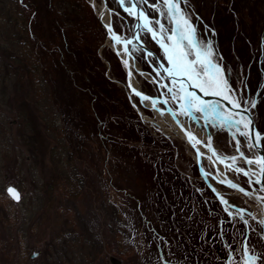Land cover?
I'll return each instance as SVG.
<instances>
[{"label":"rangeland","instance_id":"374dc122","mask_svg":"<svg viewBox=\"0 0 264 264\" xmlns=\"http://www.w3.org/2000/svg\"><path fill=\"white\" fill-rule=\"evenodd\" d=\"M89 1L76 0L65 8L75 6L71 15L78 18L76 24L88 21L98 31L101 38L96 54L105 66L100 73L123 88L149 132L143 139L126 138L125 120L119 123L113 115L100 123L99 131L76 99V90L72 92L69 83L60 89L65 78L62 73L68 69L60 66L64 69L58 70L50 62L46 67L37 38L30 61L38 66L34 72L19 75L21 67L15 65L21 63L19 56L31 49L29 27L37 32L39 17L34 15V21L26 25L27 33H19L16 11L9 0L5 5L0 0V264H226V240L235 242L236 249L229 263L241 264V221H220L227 214L219 210L199 178L186 142L152 124L148 119L153 111L141 106L135 96L138 109L134 107L123 86L119 54L104 44L106 33ZM93 1L95 6L100 2ZM155 3L157 0H148L141 5L150 20L172 28L171 19L151 7ZM220 5L222 1L217 0H180L198 39L211 42L214 62L221 63L232 92L245 103L255 102L254 123L264 129V38L260 47L258 40L240 37L239 19ZM226 6L229 9V4ZM109 8L111 18L119 15L120 11ZM10 13L13 17L7 24ZM132 18L128 19L129 34L135 22ZM62 31L60 38L54 35L61 57L66 50ZM138 32L164 62L147 31L140 26ZM132 49L135 61L146 71L145 76L136 74L145 90L156 93L157 83H169L165 74L157 76L153 70L154 56L140 45H132ZM109 50L116 54L118 65L106 55ZM162 89L171 98L167 89ZM89 104L91 111L94 106L91 101ZM213 129L215 147L233 153L232 135ZM242 140L251 151L249 142ZM261 140L264 144V134ZM8 184L19 189L18 201L8 194ZM230 197L247 202L254 212L251 199L238 194ZM252 215L247 244L259 252L258 224Z\"/></svg>","mask_w":264,"mask_h":264},{"label":"trees","instance_id":"16d2710c","mask_svg":"<svg viewBox=\"0 0 264 264\" xmlns=\"http://www.w3.org/2000/svg\"><path fill=\"white\" fill-rule=\"evenodd\" d=\"M7 1L8 0H3V5H5ZM74 1L76 0H9V6L16 11L15 21L19 24L17 32L27 33L28 31L26 25L28 24L29 26L30 22L34 21V15L35 18H37V16L39 17L38 20H36L37 23L39 22L40 26L38 27L37 32H35L31 26L29 27L30 37H32L30 41L31 49L27 53L19 56L21 63L18 62L17 65H15L17 67H21L20 70H18V73L21 75L24 71L34 72L36 70L38 65L31 62L30 59L35 55L33 47V44L35 45L36 43L35 38H37V40L39 39L41 47L40 58L44 60V65L49 67L48 65L50 62V65L53 68L55 66L58 70L64 69L60 66L68 69L67 73H65L66 75L62 73L63 78H65L61 83L62 85L60 89H66L67 87L64 85L69 83L71 91L74 92L76 90V99L85 112L88 110L87 114L91 116L90 118L93 124L95 123L98 125L99 131L102 130V124L100 123H103L107 116L113 115L112 117L115 119L119 118V123L125 120L123 121L126 129L123 134L124 137L131 139H143L144 134H148L149 130L141 119L138 118L135 109L131 107L123 88L120 86L117 87L112 79L101 74L105 66L96 54V44L101 37H97L98 31L96 29L93 30L91 23L88 21H85L83 25L76 24L78 18L71 15L75 6L71 8L69 6L72 5V2ZM106 1L109 6L120 11L119 15L115 18L112 17L111 19L113 26L118 30H122L124 27V32H130L128 30L130 23L128 22V19L133 20L132 16L121 10L118 0ZM217 1H222V5L220 6L223 10L225 9L229 11L230 14L235 13V16L239 19L241 23L240 30H242L240 37L247 36L249 41L250 39L252 40V38L256 39L258 40L260 47H262L260 42L264 38V0ZM67 4L69 5L65 8V5ZM227 4H229V9H227ZM64 13L67 14L66 20L69 25L65 24ZM12 17L11 13L9 16H6L7 19L5 23L8 24ZM61 30H63L62 34L66 39V50L62 53V57L58 56L60 55V52L57 47L58 43H56L54 36L57 35L60 38ZM90 32H95L91 38L88 36V33ZM83 36H85V38ZM7 37L10 38V36ZM106 55L109 58L111 56L116 64H119L115 58L117 57L116 54L112 53L111 50H109ZM32 63L33 70L30 69V64ZM15 69L16 68H14V70ZM233 75L235 76V71H233ZM259 77H261V75ZM17 81H21L19 76L17 77ZM230 81L234 84L233 80ZM18 85L19 84L17 83V86ZM259 92L260 91L258 90L257 95ZM89 101H91L94 106L91 111L88 109L90 106V104L88 105ZM257 128L259 131H264V129L258 125ZM92 129L94 128L92 127ZM216 201L219 205V210L221 209V211H223L220 202L218 200ZM219 210L217 211L219 212ZM240 224L242 227V233L240 236L238 235L239 240L242 239L244 235L243 223L240 222ZM231 238H234V236L231 235ZM229 242L231 244L228 243L227 240L226 242L224 241L226 245L225 247H228L231 249L233 254H236V249L233 246L235 242L233 243L230 240ZM226 253L227 257L229 255L227 250Z\"/></svg>","mask_w":264,"mask_h":264},{"label":"snow or ice","instance_id":"6c2138e0","mask_svg":"<svg viewBox=\"0 0 264 264\" xmlns=\"http://www.w3.org/2000/svg\"><path fill=\"white\" fill-rule=\"evenodd\" d=\"M139 2L147 4L148 0H139ZM120 4L129 15L138 17L143 21L141 26L152 35V38L159 43L164 51L168 66L165 67L161 64L159 67L163 69V73L168 77L169 83L161 82L160 86L166 88L171 99L179 104L178 113L173 112L171 114L173 116L177 114L185 115L191 118L193 113H200L201 115L207 113L209 117L216 119V116L213 114L218 113L220 126H235L240 135L249 137V147H252L253 139L256 146H259L262 134L254 132L252 129V121L247 119L242 111L233 112L234 109L242 108L241 100L232 92L227 79H225L224 69L214 62V52L211 42H204L198 39L195 27L180 8V0H157V3L151 5V7L160 11L162 15H166L171 19L174 27L170 29H165L159 20H150L145 12L139 9L138 3L134 2V0H120ZM126 4L128 5L127 7L125 6ZM161 5L163 6L162 8ZM153 23L156 25L155 28L152 26ZM106 27L112 39L118 44L123 43L125 45L124 51L127 52V45L132 44L133 41L122 40L121 37L112 31L110 23ZM148 55L151 56L152 54L148 53ZM160 75L161 72L157 70V76ZM196 89L203 96L214 95L222 97L231 107L228 109H219L218 105H213L211 102L203 99L202 95H198L195 91ZM136 95L141 96L142 100L151 99L138 92ZM162 102L165 104L168 103L167 100H163ZM152 103L155 108L157 101L153 100ZM251 105L252 107L256 106L255 102H251ZM161 115H163V112H161ZM235 117H238V119ZM241 128L245 130L241 131ZM187 135L190 141H194L193 146L200 143L191 133H187ZM208 147H211L210 143ZM237 150L239 151V148ZM213 155H215V152H213ZM228 159L235 163L237 158L230 157ZM220 162L224 163L225 161L221 159ZM245 162L257 164L260 173L264 174V158L246 160ZM226 166L230 169L232 168L231 164H227ZM235 171L243 172L245 176L249 175V172L241 168H235ZM221 182L224 183L225 181ZM227 183L233 188H238L237 185L231 184L230 181ZM256 183H260L259 177H257ZM239 190L243 191V189ZM7 191L13 199L17 201L20 199V195L15 189L10 187ZM221 200L223 203H227L223 198ZM257 261L264 264V258L252 254L245 241L241 264H257Z\"/></svg>","mask_w":264,"mask_h":264},{"label":"water","instance_id":"95a60500","mask_svg":"<svg viewBox=\"0 0 264 264\" xmlns=\"http://www.w3.org/2000/svg\"><path fill=\"white\" fill-rule=\"evenodd\" d=\"M99 1L100 2L97 4V6H95V2L93 0H90L89 2H91L94 11L97 14L99 23L102 25L106 33L104 41H103L104 44H109L111 48L117 54H119L121 65L123 66V75H122L124 77L123 86L126 87L127 96L129 97L130 101L133 103L134 107L137 108V106L135 105L133 96H137L139 99V103L141 105L149 107L153 111V117L149 118V121L152 124L161 126L157 123L158 120H157V117H155V115L159 116L162 119V121L166 123V127H168V131H165L168 135H174V136L176 135L178 137H181L184 140H187L190 148L192 149V158H194L196 169H198L201 179L205 181V183L209 186V188H211L216 193V195L219 196V193L217 191V186H218L220 189H223L224 193L232 195V194H236V192H239V193H242L241 196L244 195L248 199H251L252 201L254 200L258 203V206L260 209V219L259 220L261 221L260 230L262 231V239L264 241V223H262L264 222V191L258 193L254 188H252L253 185L264 187V174L260 173L259 166L257 164L254 163L255 167H253L251 166L252 163L250 164V163L245 162L246 160H255L257 158H264V148L262 144L260 143L259 146H256L255 141L253 139L252 140V147L254 149L253 152L250 153L247 151H243L240 148L241 145L238 139V135H236V132L233 131L231 132V134L234 136V139H235L234 147H235L236 152H233V153L220 152L217 149V147L214 146L213 141H212L213 136H212V133H210L211 132L210 126H212L211 124L220 126V119H219L218 113L213 114L216 116V119H212V121L209 120L207 113L203 115H201L200 113H193L191 118H189L188 116L179 115V114H177L176 116H173L171 113L173 112L178 113V110H179L178 105L177 107L174 106L177 103L175 101L171 102V99L169 98V96L163 92V89L158 83L156 84L158 88V95L154 93L150 94L145 90V88L140 84V80L137 78L136 74L145 76L144 73L146 71L142 69L141 66L138 67L133 63V61H135V58L129 48V45H127L128 51L125 52L124 51L125 45L123 43H119V44L116 43L112 39L109 33V30L106 27V25L110 23L112 27V31L117 36L121 37L122 40H132L133 43L137 44L138 46L140 45L145 51L152 53L158 70L161 73H163V69L159 67L162 63L160 59L158 58L157 54L154 53V51L151 48H149L145 44V42H143L141 38L139 37L138 28L140 24L143 23V21L139 19L138 17H135V20H134L135 23L131 31L132 34L128 35L127 37L125 36V33H123V31H119L118 29H116L110 22L111 13L109 12L110 8L108 6L107 1L106 0H99ZM134 2L138 3L139 9L143 10L150 19V16L142 8L138 0H134ZM103 10H106L109 13V19H103V14H102ZM149 35L151 39L157 44L159 49L164 53L159 43H157V41L152 38V35L150 33ZM136 37H138V39H136ZM164 57H165V54H164ZM165 61L167 63L166 58H165ZM167 66L168 64L165 67ZM195 91L197 92L198 95L203 96V94L200 93L198 89H196ZM137 92L141 93L143 96L150 97L151 99L142 100L141 96L136 95ZM203 99L211 102L213 105H218L219 109L221 107L225 109H228L231 107L228 104V102L220 96L208 95V96H203ZM153 100L157 101L155 108L153 107V103H152ZM163 100H167L168 103L167 104L163 103L162 102ZM241 103H242V108L234 109L233 112L242 111L244 116L247 119H250L252 121V129L254 130V132L260 133L256 128V123H254L253 113L251 112L250 107L244 102H241ZM161 112H163V115H161ZM196 125L200 126L201 128H204L205 135L201 136V134L196 133L195 131ZM223 127L228 132H230V127L228 125H225ZM187 133H191L192 136H194L197 140L200 141V143L195 144V146H193L194 141H190ZM209 143L211 145L210 148L208 147ZM237 148H239V151L237 150ZM213 152H215V155H213ZM241 153L243 154L242 156H241ZM230 157L237 158L235 163H233L230 159H228ZM221 159H223L225 162L221 163L220 162ZM213 160H218L220 168L217 167V165L213 162ZM227 164H231L232 168L230 169L229 167H227L226 166ZM235 168H241L244 171L249 172V175L245 176L243 172L235 171ZM257 177L260 178V183H256ZM221 181H225V182L222 183ZM228 181H230L231 184L237 185L238 188H233L229 183H227ZM10 187L15 189L19 193V189L15 188L14 185L12 184H8L6 186V190H8ZM231 189H235L236 192L231 191ZM239 189H243V191H240ZM234 206L241 210V207L237 206L236 204Z\"/></svg>","mask_w":264,"mask_h":264},{"label":"bare ground","instance_id":"6f19581e","mask_svg":"<svg viewBox=\"0 0 264 264\" xmlns=\"http://www.w3.org/2000/svg\"><path fill=\"white\" fill-rule=\"evenodd\" d=\"M103 13V19H109V13L106 11V10H103L102 11ZM111 18V17H110ZM110 22H111V19H110ZM112 23V25H113V22H111ZM173 27H174V25H173ZM264 37V36H263ZM133 63L136 65V66H138L139 67V65H138V63L136 62V61H133ZM220 65H221V63H220ZM228 71V70H227ZM261 80V79H260ZM261 83V82H260ZM256 87V86H255ZM257 91V90H256ZM264 97V96H263ZM254 98V97H253ZM155 117H157V123L159 124V125H161L162 127H164V129H168V127H166V123L165 122H163L162 121V119L159 117V116H156L155 115ZM214 130V129H213ZM195 131H196V133H198V134H201V135H205V133H204V128H201L200 126H197L196 127V129H195ZM158 132V131H157ZM161 136V135H160ZM168 138V137H167ZM170 140V139H169ZM262 141V140H261ZM214 143V142H213ZM262 143H263V141H262ZM213 162L217 165V167H219V163H218V160H213ZM181 166V165H180ZM251 166H253V167H255L254 166V163H252V165ZM183 167V166H182ZM185 168V167H184ZM220 168V167H219ZM185 170V169H184ZM220 171V170H219ZM199 181V180H198ZM254 204H256V203H254ZM258 205V204H257ZM253 206V205H252ZM258 209H259V206H258ZM260 213V212H259ZM257 215H258V212H257Z\"/></svg>","mask_w":264,"mask_h":264},{"label":"crops","instance_id":"0c3cea01","mask_svg":"<svg viewBox=\"0 0 264 264\" xmlns=\"http://www.w3.org/2000/svg\"><path fill=\"white\" fill-rule=\"evenodd\" d=\"M224 130V128H223ZM231 131H233V129H230ZM225 133H227V135H230V133H228L226 130H224Z\"/></svg>","mask_w":264,"mask_h":264}]
</instances>
